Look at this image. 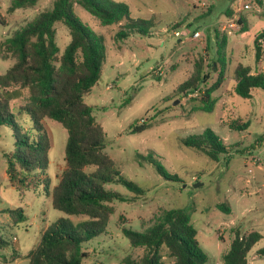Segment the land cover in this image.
I'll use <instances>...</instances> for the list:
<instances>
[{
  "label": "rangeland",
  "instance_id": "374dc122",
  "mask_svg": "<svg viewBox=\"0 0 264 264\" xmlns=\"http://www.w3.org/2000/svg\"><path fill=\"white\" fill-rule=\"evenodd\" d=\"M12 0H0V47L13 33L31 22L39 13L50 10L54 0H39L36 6L10 12ZM124 3L131 18L151 21L148 35L131 34L118 41L116 35L124 22L102 26L99 20L75 5L81 21L105 39L106 60L102 76L84 103L106 133L105 152L127 181L145 190L135 196L121 184L106 188L125 196L116 201L106 231L84 246L88 256L83 264H124L130 257L138 261L143 248H133L122 230L148 228L164 210L182 209L190 215L197 240L209 257L207 264H224L235 231L248 235L257 231L262 239L248 253L251 264H264L258 251L264 248V91L246 100L236 95L234 71L238 64L255 72L264 70L263 58L255 61V38L264 31V0H106ZM246 5L249 7L246 8ZM239 19L244 20L246 31ZM57 44L60 55L71 40L67 26L58 22ZM200 31L201 37L193 33ZM180 32L181 37L174 33ZM227 35L224 51L227 65L222 87L213 93L217 100L213 112L194 111L199 92L181 93L179 87L193 74L196 62L203 61V74L213 84L221 70L217 61V35ZM15 60L0 51V75ZM217 62V63H216ZM216 68V69H215ZM200 88H204L200 87ZM22 93L15 106L26 102ZM179 102L178 104H175ZM27 116L23 121L27 122ZM150 122L151 127L132 133L131 125ZM249 123L239 131L231 124ZM43 126L50 138L46 169L27 173L25 181L11 183L6 153L13 151L14 138L6 127L0 128V239L8 245L0 250L2 264H30L28 255L39 245L48 226L62 218L79 222L85 217H68L52 206V189L66 168L65 148L68 132L61 123L46 118ZM213 130L228 147L218 162L182 144V139ZM152 154L181 182L166 181L145 159ZM196 183L201 184L195 188ZM224 204L229 212L218 208ZM22 210L24 220L12 217ZM165 264H174L163 249Z\"/></svg>",
  "mask_w": 264,
  "mask_h": 264
},
{
  "label": "trees",
  "instance_id": "16d2710c",
  "mask_svg": "<svg viewBox=\"0 0 264 264\" xmlns=\"http://www.w3.org/2000/svg\"><path fill=\"white\" fill-rule=\"evenodd\" d=\"M39 0H12L10 12L36 6ZM75 5L97 18L102 26L124 22L123 29L116 35L118 41L131 34L148 35L153 24L148 20L133 19L129 7L124 3H106V0H54L50 10L39 13L23 28L5 39L0 47L4 58L12 57L14 64L0 75V128L6 127L14 138V149L6 153L7 173L11 183L24 184L18 168L33 173L46 169L50 138L44 129L46 118L58 121L68 132L65 148L66 168L57 185L52 189V206L68 217H85L74 222L62 218L44 231L39 245L28 255L30 264H83L88 254L84 246L100 237L107 228L115 209L114 202L128 199L120 193L107 189L110 184H121L135 196L145 190L137 183L125 180L115 162L105 152L106 133L93 116V108L84 103V98L98 83L106 60L105 39L95 34L75 12ZM0 22L3 21L0 18ZM64 23L69 29L71 40L60 55L55 24ZM242 32L246 31L244 20ZM194 34V33H193ZM217 61L221 66L217 80L208 86L210 77L203 74V61L195 64L193 74L179 87L181 93L199 92V105L194 111L213 112L217 100L213 93L225 81L226 58L224 51L227 35L218 38ZM264 31L255 38V61L263 58ZM217 63V62H216ZM216 69V68H215ZM236 84L233 92L243 99H252V91H264V72L253 73L252 67L238 64L234 71ZM204 88H200L203 87ZM25 92L26 102L15 106V100ZM27 116V122L23 116ZM249 123L231 124L243 131ZM151 127L144 121L132 124L131 132L140 133ZM182 144L196 149L218 162L227 154L228 147L211 129L203 134L182 139ZM158 174L166 181L181 182L177 174L168 172L152 154L145 157ZM218 208L229 212L224 204ZM24 220L22 210L11 215ZM13 217V218H14ZM133 248H143L142 257L135 261L130 257L124 264H165L163 249H166L174 264H207L209 257L197 240V230L190 215L182 209L164 210L146 229L122 230ZM262 239L254 231L242 235L238 230L229 251L223 256L224 264H251L248 253ZM8 242L0 239V250ZM264 256V248L258 251ZM0 264L1 259H0Z\"/></svg>",
  "mask_w": 264,
  "mask_h": 264
},
{
  "label": "built area",
  "instance_id": "2783aa9c",
  "mask_svg": "<svg viewBox=\"0 0 264 264\" xmlns=\"http://www.w3.org/2000/svg\"><path fill=\"white\" fill-rule=\"evenodd\" d=\"M248 7H249V6L246 5V8H248ZM201 35H202V33H201L200 31H195L194 34H193V37H194V38H199V37H201ZM174 36H175V37H181L182 35H181L180 32H175V33H174Z\"/></svg>",
  "mask_w": 264,
  "mask_h": 264
},
{
  "label": "crops",
  "instance_id": "0c3cea01",
  "mask_svg": "<svg viewBox=\"0 0 264 264\" xmlns=\"http://www.w3.org/2000/svg\"><path fill=\"white\" fill-rule=\"evenodd\" d=\"M252 71H253V73H256L253 69H252ZM258 72H261V71H258ZM258 72H257V73H258ZM263 72H264V70H263ZM257 92L260 93V92H259V89H254V90L252 91V95H253V97L255 96V93H257ZM253 97H252V98H253Z\"/></svg>",
  "mask_w": 264,
  "mask_h": 264
},
{
  "label": "water",
  "instance_id": "95a60500",
  "mask_svg": "<svg viewBox=\"0 0 264 264\" xmlns=\"http://www.w3.org/2000/svg\"><path fill=\"white\" fill-rule=\"evenodd\" d=\"M179 102H177V103H175V104H178ZM201 184H199V183H196L195 185H194V187L195 188H197V187H199Z\"/></svg>",
  "mask_w": 264,
  "mask_h": 264
}]
</instances>
